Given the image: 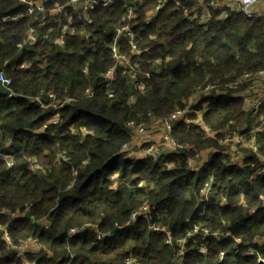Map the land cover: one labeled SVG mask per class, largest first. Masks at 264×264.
Returning a JSON list of instances; mask_svg holds the SVG:
<instances>
[{
    "label": "trees",
    "instance_id": "trees-1",
    "mask_svg": "<svg viewBox=\"0 0 264 264\" xmlns=\"http://www.w3.org/2000/svg\"><path fill=\"white\" fill-rule=\"evenodd\" d=\"M155 3L138 0L132 20L143 49L135 59L144 93L127 82L121 69L112 80L103 77L112 63L107 43L113 24L124 12L120 4L97 6L89 13L91 21L77 24L63 46L54 42L56 29L49 39L18 50L32 17L0 27V69L17 93L8 97L0 87V224L14 244L30 237L38 241L41 250L27 254L33 264H125L129 258L134 264H176L175 243L166 244V233L150 225L167 228L175 241L194 223L229 231L242 241L198 233L187 241L184 264H263L257 256L245 255L251 247L264 257V241L256 242L264 236L259 200L264 170H256L263 169L256 154L249 157L254 169L226 167L214 157L202 171L192 172L187 158L219 145L184 120L172 130L173 138L185 145L178 152L128 159L120 149L135 138L126 122L146 121L148 114L160 118L183 106L198 86L223 88L244 71L264 68V23L230 12L205 29L172 4L148 19ZM20 10L16 0H0V14ZM156 58L159 65L153 64ZM22 63L28 67L21 68ZM86 87L92 89L89 96H84ZM41 92L45 101L48 92L59 99L74 97L60 109L55 124H47L52 109L32 100ZM195 106L199 109L200 103ZM263 115L264 104L254 114L226 92L211 98L203 120L215 130L250 128ZM254 138L258 155L264 156V132ZM62 152L67 161L61 160ZM32 160L44 172L29 169ZM205 183L211 184L212 194L203 201L199 192ZM142 202L148 204L150 219L136 218L118 229L116 224L128 220ZM70 228L79 230L68 236ZM220 251L225 252L222 259ZM0 264H22L1 236Z\"/></svg>",
    "mask_w": 264,
    "mask_h": 264
},
{
    "label": "built area",
    "instance_id": "built-area-1",
    "mask_svg": "<svg viewBox=\"0 0 264 264\" xmlns=\"http://www.w3.org/2000/svg\"><path fill=\"white\" fill-rule=\"evenodd\" d=\"M21 6L22 10L15 12H7L0 14V27L6 22H15L20 17L27 16L32 17L33 23L28 27L21 42L16 47L18 50H22L25 47H30L37 44L39 41L50 38V34L53 30L57 29L58 36L55 37L54 42L63 46L66 37H70L77 32L76 25L84 24L91 21L90 12L97 6L120 4L124 7L121 20L113 24V35L111 36L107 47L110 51L112 59L111 65L103 73V77L112 80L117 71L121 69V74L127 77V82L133 84L136 89L144 93L145 82L139 78L140 64L136 61V57L143 52L138 46L136 41V33L132 20L135 17V4L138 0H16ZM172 4L174 8L181 11L183 16L190 22H196L207 28V24L212 19L223 20L229 16L230 12L241 14L248 19H260L264 23V0H156L155 6L152 11L149 12L148 19L154 16L164 5ZM217 17V18H215ZM85 30L82 29V32ZM1 41V38H0ZM125 45V46H124ZM161 63L160 58L153 60L154 65ZM21 68L28 67V64L22 63ZM157 70V69H156ZM150 72L145 73L146 77H149ZM263 80L258 87L259 80ZM0 87L8 97H15V93L12 89V79L7 76L3 69H0ZM202 91L203 95H206L208 99L211 97L222 96L226 92H229L231 96H237L241 99L243 108L248 112L256 114L257 110L264 104V68L256 71H244L235 79L226 82L223 88L218 87L217 84H208L205 86H198L193 93L188 96L187 103L181 107L173 109L170 113L160 118H155L148 114L149 125L151 122L159 123L161 131L158 135L156 142L153 141H138L132 144L130 141L124 143L121 146L120 152L124 154L128 159H139L145 157L156 158L162 153L178 152L185 148V145L179 143L172 136L173 125L181 120L187 123L195 124L203 130L204 134L216 139L218 147H209L204 151L198 152L193 156H190L186 160L187 168L192 172H199L201 167L210 165L217 157L219 162L226 167H249L255 168L253 161L249 160V157L256 154V159L261 164L263 169L256 167V170L262 172L264 170V156L258 155V148L255 142V134L264 132V115L255 120L253 125L248 128L246 126L233 129L230 126H226L224 129L215 130L207 125L203 120V114L208 111V104H204L202 109L193 112V117L189 116L191 112L189 103H194L196 93ZM112 91H109V96H112ZM92 94V89L86 87L84 89V96ZM48 101L43 100V93L33 96L32 100H35L43 109H52L53 115L49 119L47 124H55L59 121L60 109L72 100L73 96H65L63 99H59L52 92H48ZM206 98V97H205ZM210 98V99H211ZM205 108V111L203 109ZM201 112V114H199ZM198 116V117H197ZM148 125V126H149ZM125 126L132 130L135 137L145 133L147 129V123L145 121H128ZM72 130L75 129L72 127ZM82 134H87L86 129H81ZM244 141L247 146L243 145ZM130 145L141 146L142 154L137 156L130 150ZM245 148V149H244ZM62 161H67L68 157L64 152L60 155ZM4 158L12 164V158ZM10 166V165H9ZM29 169L36 173L44 172L43 166L36 160H32L29 164ZM170 168V165L167 166ZM257 172V173H258ZM203 201L207 200L212 194L211 184L205 183L199 192ZM260 205L264 207V195L259 197ZM254 210V209H252ZM2 212V211H0ZM202 214V212H201ZM136 218H142L144 220L150 219V213L148 204L142 202L139 207L133 211L129 219L124 223L117 225L118 229H122L132 223ZM48 223V222H44ZM88 225V224H87ZM86 225V226H87ZM150 228L153 231H162L166 233L165 243L169 246H173L175 243V262L176 264H184V257L186 252V244L189 238L201 233L202 235H210L217 239L232 238L236 243H240L242 240L238 237H234L229 231L223 230H210L207 227L201 226L200 223H194L192 228L186 231L183 237L177 238L173 241L171 233L165 227L157 224H151ZM77 228H70L68 230V236L77 232ZM0 236L8 242L15 250L16 256L20 259L22 264H33L27 258L29 252H38L41 250V245L35 238H27L14 244L7 234L5 226L0 224ZM101 234H98L100 237ZM264 236L258 239L256 242L262 244ZM202 253L206 252V247H201ZM224 251H220L219 258L222 259ZM246 256H257L259 262L264 264V257L260 255L258 251L249 247L245 252ZM69 260L66 264H69ZM125 264H134V259L129 258L125 261Z\"/></svg>",
    "mask_w": 264,
    "mask_h": 264
},
{
    "label": "rangeland",
    "instance_id": "rangeland-1",
    "mask_svg": "<svg viewBox=\"0 0 264 264\" xmlns=\"http://www.w3.org/2000/svg\"><path fill=\"white\" fill-rule=\"evenodd\" d=\"M230 14V13H229ZM196 23V22H195ZM262 82H263V80H259V82H258V87H259V89H260V85L262 84ZM205 97H207L206 95H203V92L202 91H199V92H197L196 93V96H195V98H194V103H193V100H192V102H190L189 103V106H190V110H191V112L189 113V116L190 117H192V115H193V112L194 111H199V110H197L198 108H196V104L198 103H200V106H199V108L200 109H202V106H204V104H208V106L210 105V102H211V99H205V100H203ZM187 100H188V98L185 100V102H184V104H186L187 103ZM203 111H205V108L203 109ZM199 114H201V112H199ZM198 117V116H197ZM145 121V120H144ZM146 123H147V126L149 125V121L148 120H146L145 121ZM154 139V137H149V139ZM153 142H156L155 141V139H154V141ZM243 145L245 146V148H246V146H247V143L244 141V143H243ZM142 147L141 146H138V145H135V146H132V145H130V150L132 151V152H134L137 156H141V154H142V149H141ZM244 148V149H245ZM204 169V167H201V171Z\"/></svg>",
    "mask_w": 264,
    "mask_h": 264
},
{
    "label": "crops",
    "instance_id": "crops-1",
    "mask_svg": "<svg viewBox=\"0 0 264 264\" xmlns=\"http://www.w3.org/2000/svg\"><path fill=\"white\" fill-rule=\"evenodd\" d=\"M161 131V126L159 123L151 122V124L147 127L145 133L142 135L136 136L134 139H132V144L138 141H157L158 135ZM149 137H154V139H149Z\"/></svg>",
    "mask_w": 264,
    "mask_h": 264
}]
</instances>
